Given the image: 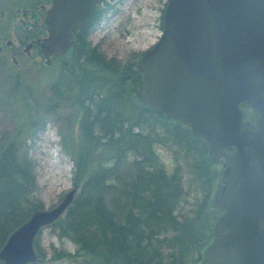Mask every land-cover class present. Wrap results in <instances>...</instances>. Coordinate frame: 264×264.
Wrapping results in <instances>:
<instances>
[{
    "label": "trees",
    "instance_id": "16d2710c",
    "mask_svg": "<svg viewBox=\"0 0 264 264\" xmlns=\"http://www.w3.org/2000/svg\"><path fill=\"white\" fill-rule=\"evenodd\" d=\"M84 34L78 33L79 40L67 51L59 72L62 85L71 92V105L80 115L76 140L70 141L68 150L75 193L63 214L47 226L75 249L53 253L50 260L191 264L197 244L208 236L219 214L213 196L221 161L208 158L203 141L186 125L140 100V73L134 63L119 67L106 61L88 48ZM9 100L3 101L7 107L12 103ZM241 109L253 127L255 115L246 105ZM167 143L174 153L170 171L156 152V146ZM183 166L188 172L186 190ZM192 190L201 195L192 214L182 217L178 209ZM35 191L31 161L18 156L13 139L1 140L0 249L14 230L41 210L33 199ZM33 246L35 263H41L44 255L35 239Z\"/></svg>",
    "mask_w": 264,
    "mask_h": 264
},
{
    "label": "water",
    "instance_id": "95a60500",
    "mask_svg": "<svg viewBox=\"0 0 264 264\" xmlns=\"http://www.w3.org/2000/svg\"><path fill=\"white\" fill-rule=\"evenodd\" d=\"M99 0H51L39 46L45 66L86 29ZM148 107L186 125L221 161L219 214L191 264H264V0H165L156 42L135 63ZM255 114V125L241 106ZM75 190L36 210L7 238L0 264H33V241L70 205Z\"/></svg>",
    "mask_w": 264,
    "mask_h": 264
},
{
    "label": "rangeland",
    "instance_id": "374dc122",
    "mask_svg": "<svg viewBox=\"0 0 264 264\" xmlns=\"http://www.w3.org/2000/svg\"><path fill=\"white\" fill-rule=\"evenodd\" d=\"M164 3L165 0L103 1L97 8L100 15L96 23L84 34L88 48L119 67L135 64L160 35ZM4 48L1 44V49ZM9 53L5 50L0 55V142L13 139L18 156L31 161L36 183L33 199L41 210H49L72 189L73 164L68 150L70 141L76 140L80 115L71 105L70 90L59 79L60 67L68 56L66 53L52 57L50 65L45 66L40 55L33 59L23 55L14 65ZM7 99L12 102L10 107L3 104ZM29 120L34 122L33 126ZM170 146L168 143L156 146L162 164L169 171L174 165ZM182 176L186 190L188 172L184 166ZM200 195L198 190L189 192L178 215L190 216ZM35 242L44 255L43 261L35 264H74L66 259L50 260L53 253H73L75 249L52 228L40 230Z\"/></svg>",
    "mask_w": 264,
    "mask_h": 264
},
{
    "label": "flooded vegetation",
    "instance_id": "af4514ba",
    "mask_svg": "<svg viewBox=\"0 0 264 264\" xmlns=\"http://www.w3.org/2000/svg\"><path fill=\"white\" fill-rule=\"evenodd\" d=\"M103 1L99 0L89 13L86 29L72 31V45L78 42L80 31L86 33L96 23L95 13ZM50 7L51 0H0V55L9 51L8 57L14 65L23 55L27 59L38 57L39 46L48 37L44 22Z\"/></svg>",
    "mask_w": 264,
    "mask_h": 264
}]
</instances>
